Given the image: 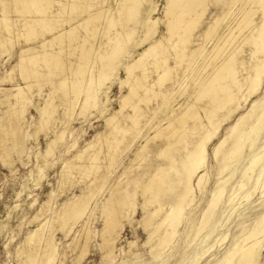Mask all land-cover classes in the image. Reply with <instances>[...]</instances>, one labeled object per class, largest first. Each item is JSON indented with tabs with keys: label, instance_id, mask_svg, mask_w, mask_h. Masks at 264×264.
I'll return each mask as SVG.
<instances>
[{
	"label": "bare ground",
	"instance_id": "1",
	"mask_svg": "<svg viewBox=\"0 0 264 264\" xmlns=\"http://www.w3.org/2000/svg\"><path fill=\"white\" fill-rule=\"evenodd\" d=\"M162 8L165 32L157 39L160 18H152L156 4L150 0H0V58L10 56L19 45L15 63L0 76V83H12L0 87L3 162L11 150L24 148L20 134L29 108L39 114L36 137L49 128L58 106L66 115L63 123L71 120L76 106L78 116L91 107L102 113L110 101L108 83L118 70L125 73L123 80L118 77V109L105 117L108 133L86 142L71 158H62L61 181L80 185V193L65 198L60 210L51 212L50 192V199L41 203L32 219L50 214L25 232L16 251L17 264L58 262L60 253L52 232L58 221L65 235L79 224L73 242V248L80 250L79 261L88 252L89 220L96 210L103 220L99 243L103 258L108 264H124L126 260H118L113 252L125 223L131 224L138 196L141 219L137 223L147 234L144 246L149 245L147 253L155 264L164 262L166 255L173 257L170 264H202L205 257L217 253L219 257L208 260L211 264H260L264 139L257 140L264 127V100L256 96L264 83V0H165ZM10 12L21 18L11 20ZM139 28L143 37L134 46L148 40L147 45L127 60L128 45ZM98 35L100 40H96ZM89 40L91 47L85 53L83 46ZM16 70L23 85L15 79ZM187 78L190 91L181 88ZM44 85L49 93L36 105L34 88L41 95ZM124 86L125 93L121 91ZM178 91L186 96L176 112L171 98ZM245 103H251L249 109L240 112ZM126 106L131 112H124ZM159 112L163 117L152 127V118ZM145 126L147 135L129 164H122ZM65 129L54 130L40 163L47 165V158L60 145L64 154L74 148L76 141L67 142ZM156 139V160L135 167V161L144 159L148 142ZM84 154L87 164L72 161L84 159ZM101 154L107 176L98 182ZM242 157L245 162L237 173ZM210 159L216 163L214 172L207 166ZM42 166L37 163L36 175L29 172L31 182L37 184ZM90 175L91 183L86 184L84 178ZM105 183L107 196L98 202L96 194ZM27 185L23 182L18 193ZM259 189L263 194L253 199ZM258 200L263 208L255 214ZM251 215L240 235L214 253L227 237L225 229ZM3 227L0 224V231ZM134 244L129 241L128 247ZM131 249L127 251L130 260L138 259L141 252ZM50 256L54 261L47 259Z\"/></svg>",
	"mask_w": 264,
	"mask_h": 264
},
{
	"label": "rangeland",
	"instance_id": "2",
	"mask_svg": "<svg viewBox=\"0 0 264 264\" xmlns=\"http://www.w3.org/2000/svg\"><path fill=\"white\" fill-rule=\"evenodd\" d=\"M150 1L152 4H156V9L154 13H152V18H156V17L160 18V21L158 22L157 34L154 36V38L158 39L165 32V24L163 21L165 18V14L162 8L163 4L165 3V0H150ZM105 4L103 3L102 5ZM9 16L11 20L16 19L17 17L21 18V16L18 15L15 16L14 12H10ZM98 36L99 37H97L96 40H100V35ZM142 37H143L142 31L139 28L135 33V40L130 42L128 45L127 51L129 52L130 56L127 57V60H130L132 59V57H135L137 52L141 48L147 45L148 40L141 42L139 46L136 47L134 46V44ZM151 39L152 38H150L149 40ZM18 46L19 45H17L16 43V45L12 48L10 52V56L4 54L0 58V76L1 74H3L5 70H9L10 67L15 63L19 51ZM90 47H91V41L89 40L83 46L84 52L86 53L90 49ZM155 75L156 74L154 73L153 75L154 78ZM118 77L121 80L125 78V73L123 72L122 69L118 70V73L115 76V78L112 80V82L110 84L108 83L107 95L110 101L107 103V106L105 107L102 113L99 111V109L95 107H91V109L85 112L84 116H78L77 113L79 111V107L76 106L75 112L72 115L71 120H69L68 123L66 122L63 123L64 120L66 119L65 118L66 115L63 114L62 112L63 111L62 106L61 107L58 106L57 112L54 115V119L50 121L49 128H47L44 131H40L36 137L33 136V133L37 125L36 122L39 114L36 111V109H34L33 107L29 108L26 114V121L23 124L22 133L20 134L23 135L22 138V141L24 143L23 150L19 152H16L15 150H11L10 155L6 157L7 162H3L0 159V224L5 226L2 228L3 230L1 229L0 231V264H17L18 259H17L16 251L24 241L25 232H27L30 229H33L35 225L46 221L47 216L50 214V211H48L43 216H39L38 219L36 220L32 219L33 216L36 213H38V209L40 208L41 203L50 199L49 194L51 191L53 193V196L51 197L50 200L51 212H58L60 210L61 203L65 198L71 197L73 194L80 193V185L71 186L69 183H64L63 181H61L60 172L62 168V158L64 157L71 158L73 154L77 153L79 150H83L86 147V142L92 139H96L97 135L99 136L102 134L101 136H103L104 134L108 133V129L105 126V117H109L113 113V111L118 109L117 98L118 95L120 94ZM15 79L19 80L18 82H20L21 85L24 84L19 79V74L17 70L15 72ZM181 80H178L179 83L181 82ZM190 82L191 81L188 80L187 78L186 81L181 82L182 83L181 88L186 87L190 91L191 90ZM11 86H12L11 82L0 83V87L8 88ZM126 90L127 88L126 86H124L121 91L125 93ZM36 91H37L36 88H34V95L32 97V100L36 105L37 104L40 105L43 103V99L47 98V94L49 93V87L47 85H44L41 89V95H37ZM182 92L174 94L173 97L171 98L172 105L174 106L173 108L175 109L176 112L179 111L180 109L177 107H179L181 103H183V101L185 100L186 93L184 95H181ZM56 99L55 102H57L58 104L59 99L57 100ZM256 100H260V101L264 100V83L262 84L260 93L256 96ZM251 103L243 104L240 112L242 111L244 112L248 110ZM151 104L152 106H155V103L151 102L150 105ZM1 109H2V105H0V110ZM125 111L131 112L128 106L124 108V112ZM162 117H163V113L160 112L156 113L150 123L152 124V127H154L157 124V120L161 119ZM235 118L236 116L231 119V121L228 123V125L225 128H223L219 136L225 133L229 125L234 122ZM56 129L59 130L65 129L66 131L65 138L67 142L71 143L75 139L76 143L74 148H72L69 152L65 154L62 153L64 151L63 145H60V147H58V150H56L55 154L47 158V162H45V164L47 163V165H44L43 162L40 163L41 162L40 155L44 154L46 142L49 141V139L53 136L54 130ZM70 130L72 133H69ZM147 133H148V129L147 126H145L142 132L143 136L141 138H137L133 143L132 148H130L125 153L126 155L122 161L123 162L122 164L124 165L129 164L128 163L129 159L133 158V153L135 152L136 147L140 142H142L143 138L145 137V135H147ZM263 139H264V127L259 134L257 143L262 141ZM158 141L159 140L156 139L154 141L151 140L150 142H148V148L144 156V159L141 161H135L134 162L135 167L137 166L138 163H143L145 165L147 163H151V162L153 163L156 160L155 152L157 150L156 147L159 146ZM95 143L99 145L98 141ZM253 149H255V147ZM101 155L100 158L102 159L100 160V169L98 170L97 173L99 174V176H101V178L98 179V182L102 179V177L107 176L105 173L106 168H105L104 157L103 155L102 156ZM86 157L87 155L84 154V159L81 160L73 159L72 161L77 164L78 163L87 164ZM243 157L241 158V160L237 165L238 166L237 173L239 172L241 166L245 162V159ZM148 158H151V160ZM38 162L39 164L43 165L42 166L43 171L41 176L38 178L37 180L38 182L36 184V181L31 182V178H29V172L31 171L34 175H36L37 173L36 165ZM207 166L209 169H211L214 172L216 163L214 160L210 159L207 161ZM117 172H118L117 174L121 173V164L118 166ZM237 173L231 179V181L236 177ZM77 175L78 174H76V176ZM84 180L86 181V184L91 183L92 180L91 175L87 178L85 177ZM23 182L28 183L29 186L27 185L25 190H22L20 193H18L21 190L20 186ZM260 190L261 189L257 190L258 192L256 191V193L253 194L252 197L253 199H256L259 195L263 194V193L260 194ZM107 191L108 188H107V184L105 183L102 190L98 191V193L96 194L95 197L96 200L98 202L103 200L107 196ZM260 201L261 200H258L255 203L256 204L254 209L255 214H257L260 211V209L263 208V205H259ZM140 202H141V197L138 196L135 213L131 214L132 216L131 224L125 223L124 226L125 228L124 230H122L123 232H121L117 242L115 243L116 248L114 249L113 253L117 256L118 260H121L120 258L125 259L126 262L124 264H131V261H134L135 264H155L154 262L151 261V258L147 253V251L149 250L148 249L149 245L146 244L144 246L145 244L144 242L146 240L147 234H145L146 232L137 223L141 219V210L139 206ZM15 204H17V207L12 208V206H14ZM253 215L247 217L244 222L242 221L243 220L242 219L235 223H232L227 229L223 228L226 231L225 234H227V237L223 241L221 246L218 247L213 252L217 253L218 251L223 249L225 245L230 244L233 239L237 238L244 229V226H246L248 223L251 222ZM91 217L89 220V225L92 234L90 239L88 240V244H89L88 252L79 261L76 260L77 256L80 253L79 247L73 248V244H74L73 242L74 240L76 241L75 239L77 233L76 230L80 227L79 224L78 226L75 227L74 230H71V232H69L68 235H65L62 232V230L59 228L60 227L59 221L53 224V231H52L53 239L57 243V248L60 253L59 260L61 261L60 263L58 260L56 264H100V263L108 264L107 260L103 258V252L99 247V243H101L100 230L103 227V222H102L103 220L99 215L98 210H96L94 212V215H92ZM129 241H135V244L131 246V248L133 247V249L128 247ZM200 241L201 240L199 239L197 243H199ZM119 248L121 249L120 250L121 252H119L118 250ZM129 249H131L132 251L139 250V252H141V256L138 259L130 260V257L127 253ZM124 252H126V254H123ZM219 256H220L219 253H217L215 257L214 255L210 254L208 257H205V259L202 260V264H204L205 262H207L206 264H211L208 260L213 261ZM51 258H53L54 261V257L51 256L48 257L47 259H51ZM172 259L173 257H168L166 255L164 257L165 261L160 262L159 264H170ZM259 262L260 264L264 263V246L260 254Z\"/></svg>",
	"mask_w": 264,
	"mask_h": 264
}]
</instances>
